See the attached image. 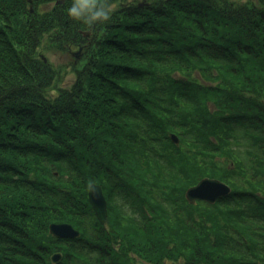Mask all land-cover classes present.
Segmentation results:
<instances>
[{"label":"trees","instance_id":"trees-1","mask_svg":"<svg viewBox=\"0 0 264 264\" xmlns=\"http://www.w3.org/2000/svg\"><path fill=\"white\" fill-rule=\"evenodd\" d=\"M115 2L0 0V264H264V0Z\"/></svg>","mask_w":264,"mask_h":264},{"label":"water","instance_id":"water-1","mask_svg":"<svg viewBox=\"0 0 264 264\" xmlns=\"http://www.w3.org/2000/svg\"><path fill=\"white\" fill-rule=\"evenodd\" d=\"M77 54L76 52H74ZM175 140L179 142L177 136ZM231 192V186L218 178L205 177L197 184L189 187L186 191V198L189 202L195 203L202 199L210 203L216 202L222 196ZM89 199L96 212L97 217L103 223L108 220V206L107 199L104 195L102 186L100 184L92 183L89 188ZM50 231L55 236L59 237H78L80 231L68 222H54L50 224ZM60 253H55L52 260L56 262L60 258Z\"/></svg>","mask_w":264,"mask_h":264},{"label":"clouds","instance_id":"clouds-1","mask_svg":"<svg viewBox=\"0 0 264 264\" xmlns=\"http://www.w3.org/2000/svg\"><path fill=\"white\" fill-rule=\"evenodd\" d=\"M116 7L115 0H65L64 11L74 21L93 26L108 21Z\"/></svg>","mask_w":264,"mask_h":264},{"label":"rangeland","instance_id":"rangeland-1","mask_svg":"<svg viewBox=\"0 0 264 264\" xmlns=\"http://www.w3.org/2000/svg\"><path fill=\"white\" fill-rule=\"evenodd\" d=\"M133 1V0H132ZM141 1H143V0H141ZM55 59H57V57H54ZM73 78V75L72 74H70L69 75V80H71Z\"/></svg>","mask_w":264,"mask_h":264}]
</instances>
